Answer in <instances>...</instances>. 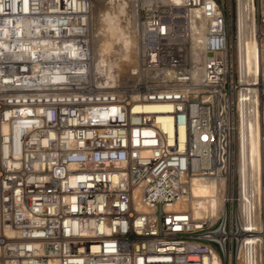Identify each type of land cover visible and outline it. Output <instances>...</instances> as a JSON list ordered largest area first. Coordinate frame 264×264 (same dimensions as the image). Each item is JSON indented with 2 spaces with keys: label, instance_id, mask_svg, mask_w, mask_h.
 <instances>
[{
  "label": "built area",
  "instance_id": "built-area-1",
  "mask_svg": "<svg viewBox=\"0 0 264 264\" xmlns=\"http://www.w3.org/2000/svg\"><path fill=\"white\" fill-rule=\"evenodd\" d=\"M126 1L121 72L94 67L91 0H0V264H264L239 209L236 0ZM258 85L264 145V66ZM193 180L220 185L212 221L170 206Z\"/></svg>",
  "mask_w": 264,
  "mask_h": 264
},
{
  "label": "bare ground",
  "instance_id": "bare-ground-1",
  "mask_svg": "<svg viewBox=\"0 0 264 264\" xmlns=\"http://www.w3.org/2000/svg\"><path fill=\"white\" fill-rule=\"evenodd\" d=\"M169 1L174 4L180 2V0ZM92 3L93 0H91L90 10ZM110 3L112 4L111 1ZM235 3L236 35L234 55L238 79L241 83L237 98L238 125L235 171L238 175L239 209L242 221L248 231H250L248 236L250 241L253 240L255 242L254 246L258 248L264 243L261 199L264 145L261 138L260 97L257 86H259L264 66V51L262 43L257 39V34H255L253 0H236ZM110 6L109 9L102 11L103 13L97 17L98 21L101 22L99 30V35L101 36L100 38L98 37L99 51L112 54L120 53L119 56L122 59L120 61L128 62L131 57L129 49L132 41L126 36V31H124V26H121V21L131 20L127 13L131 7L135 9L133 17L134 20H137L138 3L135 7L133 4H130L131 7H129L126 0H116ZM89 40L90 49L94 56L92 48L93 36L90 33ZM131 49H133V45ZM102 59L99 56V59L95 60L94 67L96 69H98V63ZM116 59L119 61L118 58ZM114 60L107 67H116L118 64ZM105 64L107 65L108 63L105 62ZM218 187L220 185L213 180H193L188 198L184 201L172 203L170 206L171 208L187 207L192 219L208 218L212 221L221 206ZM199 264H220V262L216 252L211 250L209 254L201 257ZM239 264L259 263L257 257L244 251L241 254Z\"/></svg>",
  "mask_w": 264,
  "mask_h": 264
},
{
  "label": "rangeland",
  "instance_id": "rangeland-1",
  "mask_svg": "<svg viewBox=\"0 0 264 264\" xmlns=\"http://www.w3.org/2000/svg\"><path fill=\"white\" fill-rule=\"evenodd\" d=\"M109 0H93V3H92V7H91V12H90V17H89V33L93 36V42H92V48H93V51H94V58L95 59H99V56L102 58H105V59H102V61L100 62H106L108 63L107 66L109 65L110 62L113 61V59H115L114 61L117 62V66L116 68H119V70L122 72H124V70L126 69V67L132 62V59H133V55H134V51H135V46H136V43H137V34H138V31H139V26L137 25L138 22V18L137 20H134V10L131 6V9L129 8L127 11V13L129 14V19L131 18L130 21H124L122 20L121 21V26H124V31L126 36L132 41V45H133V49L132 48V45L129 49V54H131V57H130V61H120L122 60L120 58V53H105V52H100L99 51V43H98V37L100 38L101 35H99V30H100V27H101V22L98 21L97 17L99 15H101L106 9H109L114 1H111L112 4L108 3ZM254 2V0H253ZM138 3V2H137ZM110 6V7H109ZM235 12H236V3H235ZM133 14V15H132ZM131 15V16H130ZM233 22H232V32H233V40H235V35H236V24H235V21H236V17L234 16V12H233V18H232ZM99 24V25H98ZM98 33V34H97ZM247 36L248 33H246ZM255 34H256V30H255ZM96 35V36H95ZM258 39V37H257ZM131 50V51H130ZM114 55V56H113ZM119 56V57H118ZM118 58L119 61L116 59ZM121 65V66H120ZM119 66V67H118ZM237 71V69H236ZM238 75V74H237ZM263 235V234H262Z\"/></svg>",
  "mask_w": 264,
  "mask_h": 264
}]
</instances>
